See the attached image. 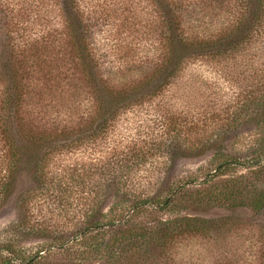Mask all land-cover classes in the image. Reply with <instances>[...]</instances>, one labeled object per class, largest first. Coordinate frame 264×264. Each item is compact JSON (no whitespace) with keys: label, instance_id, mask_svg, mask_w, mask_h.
<instances>
[{"label":"trees","instance_id":"trees-1","mask_svg":"<svg viewBox=\"0 0 264 264\" xmlns=\"http://www.w3.org/2000/svg\"><path fill=\"white\" fill-rule=\"evenodd\" d=\"M121 1L138 8L136 22L124 19L135 22L134 39L145 35L135 26L150 8L145 16L154 33L147 32V41L158 44L163 58L127 88L108 84L104 75L113 71L112 64L91 46L105 23L127 11L119 0H0V211L9 205L14 215L0 231V264H57L53 251L67 257L64 264H170L176 242L209 236L213 222L180 216L146 227L135 224L136 218L183 203L187 210L217 205L231 213L264 212V187L235 176L243 167L264 178V141L242 157L230 152L227 140L247 122L264 126V0ZM56 25L62 28L57 40L77 60L95 103L94 115L73 132L38 130L22 116L30 91L26 82L36 74L29 58L45 56V46L56 41ZM134 62L120 70L131 71ZM192 62L210 68L224 85L248 83L223 109L197 118L165 111L159 132L145 126L142 134L126 135L122 116L164 91ZM35 67L44 74L50 69L43 58ZM207 129L215 136L192 142L191 136ZM78 145L92 157L65 164L61 158ZM106 145L111 153L101 152ZM207 153L212 172L199 180V189L185 190L191 182L172 178V164L186 154ZM23 241L38 245L26 248Z\"/></svg>","mask_w":264,"mask_h":264},{"label":"rangeland","instance_id":"rangeland-1","mask_svg":"<svg viewBox=\"0 0 264 264\" xmlns=\"http://www.w3.org/2000/svg\"><path fill=\"white\" fill-rule=\"evenodd\" d=\"M119 1V7H125L127 11L119 16L113 24L110 21L105 23L106 25L100 33L96 32L97 44L93 42L91 46L96 49L97 56L104 55L103 60L107 61L109 65L112 64L113 71L104 75L108 84L117 88H127L133 82L151 74L153 68L157 69L161 66L163 58L160 55L161 50L158 44L155 42L154 46H149L147 41V32L153 31L148 25L149 19L145 16V14L151 13L150 8L146 7V10L143 11L145 17L139 16L140 20L145 19V21L141 25L135 26L139 32H144L145 35L134 39L130 27L135 25L138 8L131 3L125 4V2ZM128 16L134 18L135 22L130 20L125 23L124 19ZM100 24L98 23V25ZM55 27H58L57 32L53 35L56 41L45 46L47 52L42 57L46 61V67H50V69L46 67L44 69L47 74H44V71H38L39 68L35 67L42 59L40 56L29 58L36 71L34 75L38 77V80L31 77L26 82L30 91L27 90L24 99L22 116L26 124L35 129L40 127L47 129L48 132H73L79 127L81 128V125L94 115V97L91 95V88L78 70L77 60L69 49L63 46L61 40H57L62 35V32L60 33L62 28L57 25ZM249 58H252L251 55ZM260 61L264 62V55ZM128 62H134L137 65H134V68L130 67L131 71L120 70ZM209 69L205 66L202 67L199 62L187 65L164 91L145 98L140 104L141 106L133 107L129 113L122 116L121 119L125 120L123 127L128 128L125 134L128 135L130 132L136 135L142 134V128L145 126H149L154 132H159V116L164 115L165 111L181 116L189 112L188 118H197L198 114L212 113V110L219 106H222L223 109L229 103V96L233 100H237L235 95L238 91L236 90H240L239 88L248 82L240 81L241 85L238 88L233 83L229 86L224 85L225 82L222 79L218 80L209 74ZM241 92L243 93V91ZM80 123L82 124L79 125ZM244 128L233 132L235 137L227 139L230 152L242 157L246 154L251 156L255 144L260 143L261 140L264 141V126L247 122ZM215 134L207 129L202 130L200 135L191 136L190 139L192 142H200L202 138L207 140L214 137ZM115 139L118 141L119 136H115ZM83 149L85 148H81L79 145L73 147L68 156L61 159L65 164H68L73 161L78 162V158L92 157L89 149H85L86 152ZM100 150L107 154L112 152L111 146L107 145ZM210 154L207 153L203 156L186 154L185 157L178 158V161L171 166L172 178L175 177L184 183L191 182L190 185H186L185 190L199 189V180L203 179L207 173L212 172L214 168ZM93 157L95 156L93 155ZM238 175L247 176L251 178L250 181L253 185L264 187V178H254L243 167L235 169V176ZM26 181V187L31 185L30 179L27 178ZM194 181L196 182L193 183ZM26 187L25 189H29L30 186ZM186 197L184 195V199ZM180 199L181 197L175 203L177 204ZM183 205L184 203L177 205L170 211L145 213L134 221L135 224L146 227L153 226L157 220L166 221L180 216H195L213 222L212 232L209 236L189 237L176 242L171 247L170 264H264V212L254 213L244 208L231 213L217 205L187 210ZM13 216L9 205L0 211V231L7 228ZM23 242L24 246L30 249L38 245L34 241ZM64 258L67 260L65 255L53 251L52 261L55 263L64 264L66 261Z\"/></svg>","mask_w":264,"mask_h":264}]
</instances>
